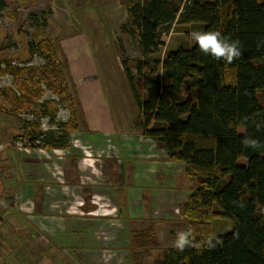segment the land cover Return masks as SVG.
<instances>
[{
  "label": "trees",
  "instance_id": "16d2710c",
  "mask_svg": "<svg viewBox=\"0 0 264 264\" xmlns=\"http://www.w3.org/2000/svg\"><path fill=\"white\" fill-rule=\"evenodd\" d=\"M123 4L128 19L121 28L137 37L142 56L135 61V71L129 58L122 60L142 132L159 141L172 160L185 162L186 173L197 185L183 209L187 226L181 232L189 233L190 244L183 251L165 248L160 264H264V0H123ZM7 6L0 0V13ZM47 15L44 10L32 11L30 26L47 27ZM174 23L201 24V32L219 31L223 38L239 41L241 56L232 63L217 60L201 52L194 41L167 51L145 73L148 58L159 51L163 34ZM44 39H32L29 46L48 63L21 70H32L33 80L41 76V82L52 87L57 78L66 90L67 74L52 61L57 47L47 36ZM3 64L0 59V76L18 75L17 65ZM68 100L74 105L71 97ZM42 104L43 115L54 119L57 113L47 107L50 102ZM26 119L25 125L34 132L32 121ZM57 126L39 133L53 148L70 141L65 122ZM0 192H4L1 167ZM220 219L231 220L232 228L216 236ZM134 241L139 262L150 252L149 232Z\"/></svg>",
  "mask_w": 264,
  "mask_h": 264
},
{
  "label": "crops",
  "instance_id": "0c3cea01",
  "mask_svg": "<svg viewBox=\"0 0 264 264\" xmlns=\"http://www.w3.org/2000/svg\"><path fill=\"white\" fill-rule=\"evenodd\" d=\"M52 2L55 9L48 25L53 24L56 34H72L68 26L81 24L78 15L89 14L90 9L96 11L89 0ZM68 3L72 10L70 17L63 15L58 19L62 15L60 7ZM85 3L90 9L83 13ZM83 36L87 47H76L82 65L73 71L90 80L76 82L78 100L74 104L82 115L78 116L75 129H67L68 144L52 150L63 159L65 167L72 166L67 160L72 156L85 154L90 166H94L95 156L115 158L117 178L110 181L103 176L101 181L88 182L48 178L44 166L31 153L37 147L31 143L28 147L21 140L30 127L14 132L7 128L12 118L1 119L4 195L0 198V264H9L14 251L20 259L18 264H35L37 260L41 264H148L158 254L152 253L153 248L159 252L158 260H154L160 264L163 250L176 244L174 233L177 240L178 233L186 229L174 230L177 221L173 220L178 214L183 215L177 210L182 199L176 193L187 199L197 187L186 173V163L172 160L159 141L143 134L140 120L135 119L139 117V109L127 105L132 92L124 66L119 64V52L113 51L111 42L105 46L98 42L97 46L94 39L90 44L93 36ZM64 127L67 128L66 121ZM48 160L53 162L52 157ZM11 195L17 196L16 204L8 198ZM99 205L103 208L113 205L111 210L118 207L119 212L111 213L108 208L102 211ZM144 231L149 232L153 248L137 262L134 254L139 249L134 248L137 247L134 239ZM77 233L83 237L75 246H68L69 235ZM30 234L36 237L30 238ZM47 247L51 255L46 253Z\"/></svg>",
  "mask_w": 264,
  "mask_h": 264
},
{
  "label": "rangeland",
  "instance_id": "374dc122",
  "mask_svg": "<svg viewBox=\"0 0 264 264\" xmlns=\"http://www.w3.org/2000/svg\"><path fill=\"white\" fill-rule=\"evenodd\" d=\"M52 1L53 0H6L8 6L3 12L0 13V48L2 50L0 59L4 63L3 67L7 62H9L11 64L17 65L20 70H18L19 72L17 73V76L12 73L0 76V128L2 123L1 119H6L7 117L12 118V122L8 124L7 128L13 129L14 132L26 127L29 129V126L25 125V122L27 121L26 118H28L29 121H32L31 123L34 125L33 128L36 130H34V132H32L30 129L26 130L22 137L24 139L21 140H23L28 147L30 146V143L37 147L31 153H33V156H36V158L44 166L43 168L46 169L45 173L50 179L59 180L62 177H66L69 180L77 179L74 180L76 182H88L90 180L101 181L102 177L106 176L104 178L105 180L110 179V181H114L118 175V170L116 171V174L114 172L117 166V164H115V158L104 155L95 156L92 157L95 159L94 166H90L88 164L89 159H84V157H86L85 154L83 156H77L76 158L72 156V158L67 159L69 165L72 166L65 167L64 163H62L63 159L57 154V152L52 150L53 146L48 143H44V141L39 138V133L40 131L57 129L58 123L65 121L67 123V128L65 129H68L69 126H72L71 128L75 129L78 116L82 115V111L77 106H75V104L70 105L68 97H71L75 103V101L78 100L76 82L90 81L88 77H82L81 75L74 74L75 69L82 65V62L78 57L79 51L76 50V47H87L83 35L93 36L90 39V44L97 40V46L98 42L101 44V46H105L106 43L110 41V44L113 45V51H115V53L119 52L120 66H122V60L124 58H129V63L131 64V67L134 71L136 69L135 61L140 60L142 57L139 50L137 37L134 34L124 32L121 28V25L128 19L127 9L123 4V0H89V5L91 6L94 4L96 11L93 12V10L90 9V6L85 3V10H83V13L88 12L90 9L89 14H86L85 16H77V18L79 17L81 23H76L78 26L76 24L68 26L69 32L72 34L67 35L60 32L56 34V29L54 30V27H52L53 24L51 23H49V25L45 28L34 30L30 26L29 14L32 11L44 10L48 12L47 17L49 18L48 20H50L52 9H55V5ZM175 1L181 2L182 0ZM68 4L60 7L59 12H61L62 15L57 16L58 19H60L59 17L63 15L68 18L70 17L69 15L72 13V10L70 9V4ZM82 4L83 2H81L78 6H81ZM200 27L201 24L195 23L186 25L174 23L170 31L163 34V45L159 51L148 58L149 67L145 70V73H149V71L154 68L155 62H161L167 51L177 49L180 46L193 45L194 40L191 38V33L201 32ZM38 33H42L45 35L44 37L47 36L49 40L51 39L52 44L57 47L55 48L58 50V53H56V58L53 57L52 61L67 74L66 90H64L63 85H61V87L59 86L58 83H60V81L57 78L52 80L55 81V84L52 87L48 83L46 84L45 81L41 82V76H36L35 80H33L34 75L32 74V70H26L27 72L21 70L25 68L42 66L45 65V63H48V60H46L45 57L40 56L37 53H33L31 50L32 47L29 46V43H31L32 39L45 42L44 37L38 36ZM73 34L77 35L75 36ZM103 36L104 41L102 42ZM79 39H82V43H77V40ZM93 39L95 41H93ZM115 57L117 58V55H115ZM116 60L118 61V59ZM88 66L89 65H87V67ZM227 78H231V75H227ZM32 81H34L35 85L32 84ZM186 89L187 87L185 86L183 89L184 95L187 94ZM6 94L7 96H3ZM66 97L67 100L65 101ZM47 100L50 102L47 107L52 109V111H56L57 113L54 119H51L49 114L43 115L44 113L42 110V103ZM131 104L134 105L136 109L138 108L137 102L133 95H130V102H128L127 105L130 106ZM7 113H12L13 115L7 116ZM21 114L23 115L21 116ZM128 116L131 120H134L132 115ZM135 119L137 122H139L140 118L136 117ZM76 143L78 144V142ZM81 146L82 148L84 147L83 145ZM81 146H78V148H81ZM50 157L53 158V162H49L48 159ZM242 162H246V160L242 159ZM3 195L4 192H0V198ZM176 195L182 199L180 204L181 207L177 209L178 213L183 214L182 210L184 208V204L187 201L186 196L182 193H176ZM171 196L172 194L170 193L169 197ZM16 197V195H11L8 198L13 199L12 202L16 204ZM99 207L100 209L102 208V211L108 208L110 209L111 213L112 211L113 213L119 212L118 207L117 210H111L113 205L104 208L99 205ZM182 216L183 215L178 214L176 219L172 216L173 220L175 222L177 221L174 225V230L176 227H180L178 231L186 228L187 224L184 216ZM231 228V220L220 219L216 222L215 235L217 236L219 232L226 233L231 230ZM34 237H36L35 234H30V238ZM82 237L83 235L81 233L69 235V243H67V245L75 246L76 242ZM173 238L175 244L177 234L174 233ZM132 248L133 245H131L130 251H132ZM134 248L137 249V247ZM152 248L153 243L151 244L150 252L152 251ZM50 250L47 247L46 253L49 255H51ZM52 251L57 252L54 249H52ZM136 251L137 250H135V252ZM59 253L64 254L62 252ZM137 253H139V250ZM152 253L158 254L152 258L148 264H158V262H156L154 259L158 260L156 257L159 255V252L157 249L153 248ZM137 257L140 256L137 255ZM8 260L9 264H18L20 261L16 251H14L9 256ZM145 261H148V259ZM66 262L67 261L64 263ZM34 263L41 264V260H37Z\"/></svg>",
  "mask_w": 264,
  "mask_h": 264
},
{
  "label": "clouds",
  "instance_id": "9594fccd",
  "mask_svg": "<svg viewBox=\"0 0 264 264\" xmlns=\"http://www.w3.org/2000/svg\"><path fill=\"white\" fill-rule=\"evenodd\" d=\"M191 38L198 44L199 49L204 54H210L217 60L223 59L227 63H232L234 58H239L241 52L238 48L239 41H229L221 36L219 31L193 32ZM189 233H178L175 246L183 251L186 245L190 244Z\"/></svg>",
  "mask_w": 264,
  "mask_h": 264
},
{
  "label": "built area",
  "instance_id": "2783aa9c",
  "mask_svg": "<svg viewBox=\"0 0 264 264\" xmlns=\"http://www.w3.org/2000/svg\"><path fill=\"white\" fill-rule=\"evenodd\" d=\"M109 145L111 146V143H109Z\"/></svg>",
  "mask_w": 264,
  "mask_h": 264
}]
</instances>
